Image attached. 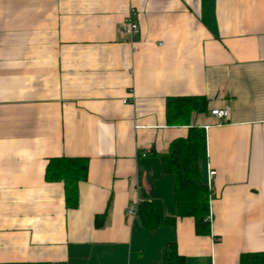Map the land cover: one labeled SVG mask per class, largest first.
I'll return each instance as SVG.
<instances>
[{"label":"crops","instance_id":"obj_1","mask_svg":"<svg viewBox=\"0 0 264 264\" xmlns=\"http://www.w3.org/2000/svg\"><path fill=\"white\" fill-rule=\"evenodd\" d=\"M181 96L207 108L170 124ZM192 126L216 172L210 235L178 215L160 158ZM59 156L88 159L74 208L45 179ZM152 200L175 224L127 214ZM171 243L183 264L264 252V0H0V264H168Z\"/></svg>","mask_w":264,"mask_h":264},{"label":"trees","instance_id":"obj_2","mask_svg":"<svg viewBox=\"0 0 264 264\" xmlns=\"http://www.w3.org/2000/svg\"><path fill=\"white\" fill-rule=\"evenodd\" d=\"M208 100L204 96H181L167 99V115L170 124H184L190 120L192 111L203 112ZM204 133L201 128L192 126L186 137L173 140L169 150L161 154L164 172L175 176V194L179 216H192L199 235L211 234L210 200L212 192L204 182L201 166ZM88 175V159L83 157L59 156L49 159L45 179L49 182L64 183L65 200L69 208L79 202V183ZM137 216L149 229L162 225H173L176 217L164 214L159 200L142 202L137 205ZM104 214L97 215L95 224L102 226ZM164 260L168 264H183L175 243L164 248ZM241 264H264V252L243 254Z\"/></svg>","mask_w":264,"mask_h":264},{"label":"built area","instance_id":"obj_3","mask_svg":"<svg viewBox=\"0 0 264 264\" xmlns=\"http://www.w3.org/2000/svg\"><path fill=\"white\" fill-rule=\"evenodd\" d=\"M120 33L132 44L133 50H137V46L135 44V35L139 32V24L138 22L133 18V10H130L129 14L125 17L123 22L120 25L119 28ZM211 114L216 116L220 121L226 120L229 116L228 109H212ZM214 170L209 171L208 175V181L207 186L210 189L211 188V178L215 175ZM127 214L129 216H136L137 215V205L130 206L127 210ZM210 221H212V214L210 211L209 217Z\"/></svg>","mask_w":264,"mask_h":264}]
</instances>
